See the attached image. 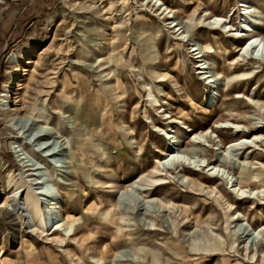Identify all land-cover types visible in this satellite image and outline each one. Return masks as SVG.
Listing matches in <instances>:
<instances>
[{"label": "rangeland", "instance_id": "rangeland-1", "mask_svg": "<svg viewBox=\"0 0 264 264\" xmlns=\"http://www.w3.org/2000/svg\"><path fill=\"white\" fill-rule=\"evenodd\" d=\"M158 1H0V264H264V0Z\"/></svg>", "mask_w": 264, "mask_h": 264}, {"label": "bare ground", "instance_id": "bare-ground-1", "mask_svg": "<svg viewBox=\"0 0 264 264\" xmlns=\"http://www.w3.org/2000/svg\"><path fill=\"white\" fill-rule=\"evenodd\" d=\"M1 1V0H0ZM149 2H152L154 5H156V6H158L159 7V9L160 8H162V10H163V12L164 11H166L167 13H170V11H168L167 10V8H165L164 7V5L162 4V3H160L158 0H149ZM253 13V10L251 9V8H245V10H244V13L243 14H245V15H250V14H252ZM178 25V24H177ZM176 26V25H175ZM247 26H243L242 27V30H246V31H248V32H250L248 35H249V40L244 44V50L246 51V52H249L250 51V53H255V52H259V51H261V52H263L264 51V43H262V41H260L259 40V38L258 37H256L255 35H253L252 34V30H249L248 28H246ZM180 29H178V31H179ZM180 34H181V32H180ZM260 50H259V49ZM199 49L200 48H194V49H192V52H197V51H199ZM203 51H205V52H207L208 51V49L207 48H204V50ZM201 52V51H200ZM264 54V53H263ZM264 56V55H263ZM200 58H202V56H199ZM202 66V65H201ZM202 69H205L206 67H201ZM207 73V72H206ZM210 75V74H209ZM212 76V75H211ZM210 78H212V77H206V79H207V81H208V83L210 84V83H212L213 81L212 80H210ZM2 102V101H1ZM4 103V102H3ZM2 103V104H3ZM4 105V104H3ZM6 106V105H5ZM5 111L7 112H9V111H12V110H10V108H6L5 107ZM13 120H15V121H17L16 119H13ZM12 120V121H13ZM18 121H19V123L21 122V121H25V123H29L30 122V125L31 124H33V123H37V120L36 119H34L33 117H24V118H22V119H19L18 118ZM17 121V122H18ZM15 125V124H14ZM17 125V124H16ZM25 125V124H24ZM22 126V125H21ZM27 126V125H26ZM17 127V126H16ZM15 127V128H16ZM224 127H226V128H230V129H236V131H240V128L241 127H239V125H237V124H230V123H228V122H221L220 124H218L217 123V125H214L213 126V128L214 129H217V128H224ZM14 128V127H13ZM19 128V127H18ZM22 128V127H21ZM20 128V129H21ZM40 128H42L41 130L42 131H40V132H42V133H39L38 132V136L36 135L35 136V139H34V141L35 142H40V141H43V140H45L47 137H54V135L56 134V132L54 133L53 132V130L52 129H49V128H46V127H40ZM186 130H187V128L186 127H184ZM17 129V128H16ZM24 129V128H23ZM29 130V129H28ZM19 131V130H18ZM23 131V130H22ZM208 133H212V131H210V130H206L204 133H198V134H195V133H193V134H191V136H192V140L194 141V142H196V140L197 139H199L200 137H203L204 135H207ZM23 134V133H22ZM255 140H261V141H264V136H262V135H255L250 141L249 140H241V141H239V142H236V143H233V144H231L230 145V147H233V146H239V145H241L242 143H252V142H254ZM14 143H17V142H14ZM45 144H47V143H44L43 145H45ZM14 145V144H13ZM243 145V144H242ZM21 146V144L20 143H18V145L17 146H14L13 147V149L15 150L14 152L16 153V155H17V153H19L20 151H22V148H19ZM47 146V145H46ZM19 148V149H18ZM49 147H46V151H45V154H46V156H50V157H55L57 154H59L60 152H63L65 149H66V147H64L62 144H61V142L60 143H58V142H55V145H54V148H50V149H48ZM45 149V148H44ZM170 150V151H169ZM173 150H175V149H172L171 148V145H167L166 146V149H165V151L163 152V161L161 162V166H165V164H174V163H180L181 164V161L183 160H181V156L177 153V152H175V151H173ZM177 151V150H176ZM25 152V151H24ZM180 153V152H179ZM22 155V154H21ZM20 153H19V155H17V161H19V162H22L23 161V158H20ZM24 156V155H23ZM22 156V157H23ZM190 156H192V155H190ZM192 158H193V156H192ZM185 160V159H184ZM187 161V160H186ZM189 162V161H188ZM198 162H201V161H198ZM158 163V162H157ZM196 163V162H195ZM24 163L22 162V165L19 163V166L20 167H23L24 165H23ZM183 164V163H182ZM181 164V165H182ZM188 164V163H187ZM190 164V163H189ZM194 164V163H193ZM202 164V163H201ZM159 165H160V163H159ZM186 166V165H185ZM198 166H200V165H198ZM186 167H188V168H191L190 167V165H188V166H186ZM195 167H197V165L195 166ZM205 167H208L209 168V171L211 172V171H213V172H217V174H216V176H219L220 175V170L219 169H217V167L218 166H216V165H211V164H206L205 165ZM198 168V167H197ZM199 169V168H198ZM33 171H35V170H33ZM212 172V173H213ZM211 173V174H212ZM34 175V174H33ZM222 176V175H221ZM223 177V176H222ZM240 177H241V179L243 178L242 177V175H240ZM11 181L12 180H10V181H8V183H7V190L8 191H10L13 187H12V184H11ZM13 183V182H12ZM37 184H40V182H36L35 183V185H37ZM236 187H237V189H234V191L236 192V194L238 195V196H241L242 198H245L246 197V193H248V198H250L253 194L254 195H256V196H258L259 197V194H261L263 191H262V189L261 190H259V188H256V189H246V188H244L243 187V183H241V182H237V184H236ZM127 192V191H126ZM49 202H51V208H52V212H54L55 210H57L56 212H57V214H58V212H59V209H60V207H59V205H57V202L56 201H49ZM50 204V203H49ZM6 207H9V210H10V207H11V205H6V204H2V205H0V209H3V208H6ZM55 209V210H54ZM54 210V211H53ZM12 211H15V205H14V209L12 210ZM55 212V213H56ZM11 217V216H10ZM11 221V220H10ZM262 230H264V227H262ZM243 232H245V230L243 231ZM131 233V232H130Z\"/></svg>", "mask_w": 264, "mask_h": 264}]
</instances>
